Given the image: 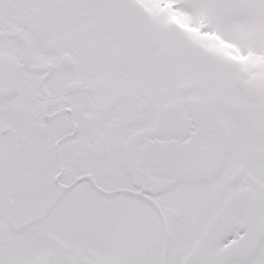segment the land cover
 <instances>
[{
  "label": "snow or ice",
  "instance_id": "6c2138e0",
  "mask_svg": "<svg viewBox=\"0 0 264 264\" xmlns=\"http://www.w3.org/2000/svg\"><path fill=\"white\" fill-rule=\"evenodd\" d=\"M0 264H264V0H0Z\"/></svg>",
  "mask_w": 264,
  "mask_h": 264
}]
</instances>
